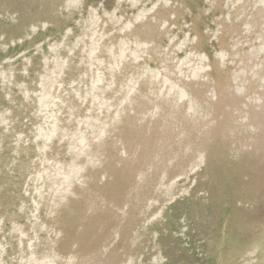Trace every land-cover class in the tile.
Wrapping results in <instances>:
<instances>
[{"label": "rangeland", "instance_id": "374dc122", "mask_svg": "<svg viewBox=\"0 0 264 264\" xmlns=\"http://www.w3.org/2000/svg\"><path fill=\"white\" fill-rule=\"evenodd\" d=\"M0 264H264V0H0Z\"/></svg>", "mask_w": 264, "mask_h": 264}]
</instances>
